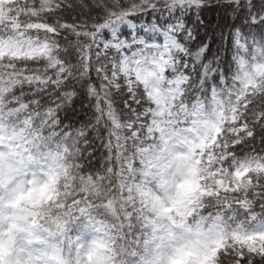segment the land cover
<instances>
[{
    "label": "snow or ice",
    "instance_id": "6c2138e0",
    "mask_svg": "<svg viewBox=\"0 0 264 264\" xmlns=\"http://www.w3.org/2000/svg\"><path fill=\"white\" fill-rule=\"evenodd\" d=\"M0 264H264V0H0Z\"/></svg>",
    "mask_w": 264,
    "mask_h": 264
},
{
    "label": "trees",
    "instance_id": "16d2710c",
    "mask_svg": "<svg viewBox=\"0 0 264 264\" xmlns=\"http://www.w3.org/2000/svg\"><path fill=\"white\" fill-rule=\"evenodd\" d=\"M216 17H217V20H218V14H216L215 12H212V13L208 14V19L213 22V27H215Z\"/></svg>",
    "mask_w": 264,
    "mask_h": 264
},
{
    "label": "rangeland",
    "instance_id": "374dc122",
    "mask_svg": "<svg viewBox=\"0 0 264 264\" xmlns=\"http://www.w3.org/2000/svg\"><path fill=\"white\" fill-rule=\"evenodd\" d=\"M124 31L127 32V29H124ZM161 40H162V38H161Z\"/></svg>",
    "mask_w": 264,
    "mask_h": 264
}]
</instances>
